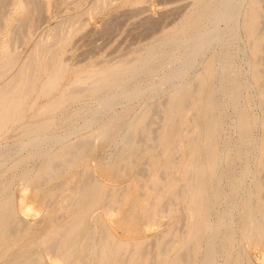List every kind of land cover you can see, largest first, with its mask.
<instances>
[{
  "label": "bare ground",
  "instance_id": "6f19581e",
  "mask_svg": "<svg viewBox=\"0 0 264 264\" xmlns=\"http://www.w3.org/2000/svg\"><path fill=\"white\" fill-rule=\"evenodd\" d=\"M34 1L37 0H21L14 9L28 13ZM108 1L95 0L94 5L101 8ZM84 23L78 16H68L49 31V37L35 41L22 59L12 50L13 38L3 46L4 54L0 58V136L17 129L20 134L18 146L26 150L11 159L7 157L8 149L0 152V179L33 159L36 167L25 170L17 178L36 187L56 185L61 195L57 191L59 198L56 199V195L55 200L49 198L46 214L33 222L23 218L10 196L0 201V259L21 245L22 250L18 251L21 254L9 264H48L43 249L71 264H220V258H223L222 264H240L241 259L232 260L233 240L237 237L245 239L255 233L264 234L262 184L256 179L264 165V144L249 135L253 127L264 125V119L249 115L239 106L241 90L246 84L240 80L241 71L234 60L242 52L247 54L250 62L254 53L264 49V33L258 37L260 29L264 30V0H193L182 24L171 35L153 40L132 61L89 68L76 75L53 97L68 68V62L62 58L64 45ZM243 31L245 38L241 37ZM171 49L172 52L180 49V54L169 53ZM158 57H161L157 59L159 66L153 65L154 70H146L147 62ZM174 61L179 65L171 69ZM197 64L200 70L193 69ZM159 71H169L171 77L169 83L172 87L164 92L165 105L161 101L148 100L131 120L124 118L133 103L125 104L121 110L107 108L105 101L120 96L129 84L132 86L126 91L134 90L136 86L149 88ZM143 73L148 79L144 84L138 79ZM251 77L254 81L248 87L255 86L262 94L264 61L251 71ZM215 79H219L217 84L213 82ZM223 90L225 98H217L218 92ZM161 91L162 88H158L155 94L160 97ZM90 95L96 97L93 103H97V109L86 122L92 133L77 135L74 140V137L62 135L57 140V132H72V128L62 130L55 125L57 112L59 117L63 116L65 103ZM43 97L47 101L38 105ZM225 104L236 108L237 116L232 126L237 131V138L225 140L224 129L225 144L221 141L223 149L216 153L215 145L222 127L220 111ZM90 108L91 103L86 101L82 107L74 109L70 118ZM253 108H256L254 104ZM28 113L33 115L30 120L27 119ZM163 114L168 115V122L173 124L171 129L153 126L139 140L138 129L150 118L158 116L161 119ZM47 115L51 117L45 118ZM187 116L196 120L190 128L187 127ZM110 131L118 135L117 141L129 153L128 158L121 160L120 167L123 170L130 168L135 179L145 178L142 184L131 179L132 183L123 187H103L92 179L88 157L94 152V137L107 135ZM51 142L55 145H51L49 151L44 149L48 152L42 156L44 151L40 146ZM251 150L255 155L256 169L253 167L252 171L250 160L246 159L242 167L237 166L240 168L236 174L230 172L228 168L239 154L249 155ZM142 154H148L150 164L164 157L159 168L160 177L149 165L135 166ZM77 168L81 174L74 176L75 170L79 171ZM14 178L3 183L0 181V191L9 188L16 180ZM61 178L64 181H60ZM248 179L253 187H246ZM225 182L230 184L229 193L221 191ZM229 197L235 198L229 199L230 204L220 209L221 200L227 201ZM127 206L131 212L138 211L145 220L154 221L162 216L171 219L180 209L184 216L178 225L172 223L151 239L125 242L109 231L103 222V214L116 211L122 215ZM97 207L102 210L90 216ZM214 211L216 215L211 219L210 213L214 214ZM236 215H240L239 227ZM58 219L64 222L55 223ZM237 231L240 232L238 236Z\"/></svg>",
  "mask_w": 264,
  "mask_h": 264
},
{
  "label": "rangeland",
  "instance_id": "374dc122",
  "mask_svg": "<svg viewBox=\"0 0 264 264\" xmlns=\"http://www.w3.org/2000/svg\"><path fill=\"white\" fill-rule=\"evenodd\" d=\"M2 1L3 3H0L1 4L0 14H2L0 16L1 17L0 22L3 21L1 22L3 25H0V28H1L0 29V58L4 54V52L2 51L3 46L6 44L7 41L11 40L12 38L14 39V43L12 44V50H14L15 52H18L19 54L18 58L22 59L26 56V54L28 53L29 49L32 47L35 41L41 38L44 39V38L49 37L50 36L49 31H51V29L54 28V26L56 27V25L59 22L66 19L68 16H78L79 18L82 19L83 22L85 21L83 26H81L64 45L62 58L66 60V62H68V68H67L66 73L64 74V77L62 79L60 86L58 87L56 91H54L53 93L54 95L52 94V96L54 97L56 96L59 89L60 90L63 89L68 83H70L73 80V78L76 75L81 74L82 72L88 70L89 68H92V67L99 68L106 64H115L121 61H132L138 54L142 53V51L145 50L147 45H149L153 40L164 38L166 36L171 35L174 32V30L182 24L183 18L185 14L187 13V11L191 8L193 0H109L108 3L101 8L94 5L95 0H42V1L37 0V1H34L35 4H32L33 8L31 7L32 9H30L31 13L30 12L25 13V11H15L14 9L15 6L21 0H10V1L0 0V2ZM38 2L39 3L41 2L40 4L42 6ZM36 3H38L39 6H41L40 7L41 10L37 12L36 10L39 8V6ZM35 5H37V7ZM5 9L7 10V12ZM3 10L6 13H3ZM29 13L32 14V16H30ZM29 18H31V21ZM76 23L77 21L75 22V24ZM220 25L223 26V23L221 22ZM21 27H23L24 30H22ZM13 30H16V31L18 30L17 32L19 33L17 34L16 31L15 33L19 36H17ZM25 30L26 32H24ZM191 31H192V28L188 30V33ZM263 33H264V30L261 28L260 35L258 37H262ZM18 37L20 39H18ZM241 37L245 38L244 31L242 32ZM240 46L242 47V43H240ZM169 53H172V54L175 53L174 55H179L180 49H173V52L171 49V51L169 50ZM246 55H244V53L242 52H239L234 60V63L236 67L238 68L239 72L241 71L239 73L240 80L246 84V86L242 87L243 91L241 90L242 94L239 100V104H240L239 106L245 108L249 115L251 116L253 115V117L255 116V118L259 117L258 118L259 120H263L264 119V88H263L262 94H260V91L257 87L255 86L248 87V84L249 83L251 84L254 81V78L251 77V71L257 65L261 64L264 61V49H261L260 51L254 53L250 62L247 61L249 57ZM159 58L161 57L156 58L154 60L155 62L153 61L154 58H151L147 62L146 70H150V71L154 70L155 66L153 68V65H156V67L159 66L157 62V59L159 60ZM178 65H179V62L174 61L172 63L171 69L177 68ZM195 66L196 67H194L193 69L196 68L197 70H200L199 68L200 66L198 64ZM242 66H244L243 69L241 68ZM249 67H250V70L248 69ZM196 71L193 70V72H196ZM163 72H164V75H163ZM244 72L246 73V75ZM162 75L166 77H163ZM139 76L140 77H138V79L140 78L139 79L140 83H143V82L146 83L148 81V79L146 80L147 78L146 74L143 73V74H140ZM170 78L171 77L169 75V71H159L157 75L153 78L154 82L153 81L151 82L152 85L149 86V88H144L143 86H140V87L136 86V87H133L134 90L130 89L129 91H126L129 89V87L131 88L132 86L131 84H129L130 86L128 85L124 89V91L120 94V96H117L108 101H105L106 106L108 109L121 110L125 104L133 103L132 107L130 108V110L128 111L127 115L124 118V120H129L130 118H135L136 111L138 112L139 107L143 105L144 103L148 102V100L153 101V102L161 101V103L165 105L166 100H165L164 94L168 92L170 88L172 87L170 86V83H169L171 82ZM213 82L217 84L219 82V79H215L213 80ZM158 88H162L161 93H159L160 97H158L159 95L155 94ZM250 88H252L254 91ZM217 95H216L217 98L224 99L225 91L224 90L220 91L218 92ZM251 95L253 96V99ZM46 101H47L46 98L43 97L39 99L38 105H42ZM86 101L91 103L92 108L88 109L87 111L82 110L76 116L70 118L74 109L78 106L82 107L86 103ZM93 102H96V97L90 95L80 100H77L75 102H67L63 105L64 115L59 117L60 114L57 112V114L54 117L55 118L54 122H55V125L56 126L58 125V127H60V129L62 130H65L67 128H72L71 129L72 132L70 131L57 132L56 133L57 140L61 139L62 135L63 137L64 136L66 137L68 136L69 138L74 137L72 139L74 140L76 139L75 136L77 135L80 136V135L92 133L91 130H88L86 122L94 114L95 110L97 109V103L94 104ZM253 104L256 108H253ZM227 105L229 104H225L226 107L223 105L220 111L222 115V127L220 129L219 136L217 137V142L215 145L216 153H219V151L223 149V146H224L223 143L225 144V141L223 140L225 136V132H226V136L224 138L225 140L231 137V139L233 138V141H234L237 138V131H235L232 126V121L237 116L236 111H234L236 110V108L232 107L231 105H229L228 107ZM66 107L68 108L66 109ZM227 114L228 115L230 114V115L228 116ZM32 116L33 115L31 113H28L27 119L28 120L32 119ZM160 116H161V119L158 116L150 118L147 121V123H145L144 126L138 129L137 138L139 140L140 138L142 139V137L153 126L154 127L167 126V129H171L173 124L168 122L169 120L168 115L163 114ZM230 116H232L233 118ZM49 117H51V115L45 116V118H49ZM227 117L229 119H227ZM228 120H230L231 122H229ZM195 122H196L195 119H192V117L187 116L186 123H187L188 128L194 125ZM224 124L226 126H224ZM253 128H252L253 130L252 129L250 130L249 135L251 137H254L255 139L257 137L256 139L257 142L264 144V125L253 127ZM118 129H121V128L118 127ZM224 129H225V132H224ZM229 130H230V133H227L229 132ZM18 132L19 131L17 129H14L0 136V152L8 149L7 152L9 151L8 152L9 154L7 153V157L9 159L15 157L17 154H19V152L21 153L22 151L26 150V149H20V147L18 146L17 140L20 137V134ZM233 132L235 133L233 134ZM113 135H114V138H113ZM234 135L235 137H232ZM117 137L118 135L117 134L115 135L114 131H110L108 132L107 135H104V136L94 137V147H95L93 149L94 152H92V154H90L88 157L89 169L90 171H92L90 172L91 177H93L92 179L94 181H97V183H99V185L103 187L119 188L129 183H132V181L133 182L138 181V183L142 184L145 178L135 179L133 177V174L130 168H125L123 170V168L120 167L122 164L121 160L128 158L129 153H127V150L123 149L122 143L120 144L117 141ZM221 141H223V143H221ZM221 144L222 146H220ZM51 145L54 146L55 143L53 142L44 143L40 146L41 150L44 151V153L41 154L42 156L49 151L48 148L50 149L52 147ZM44 149L48 151L46 152ZM251 152H249V155H246V153L244 152L240 153L239 158L237 157L234 160L235 163L233 162L228 168L229 171L230 172L233 171L232 173L236 174L239 171V168L243 166L246 159L250 160V168L252 171H254L256 169V162L254 159L255 155L252 150ZM164 161L165 159L164 157H162L156 163L150 164L148 154H142L137 158V163L135 166L149 165L151 170L153 172H156L158 176L160 177L162 174L159 168L163 164ZM222 164H225V162ZM233 164H235L236 166L235 165L233 166ZM239 164H240V167H237L239 166ZM34 166L35 165L33 163V159H31V161H28L27 163L22 164L21 166L16 168L15 169L16 171L13 170L9 173L8 172L5 173L0 179V181L3 183L8 178L15 177L14 179L16 180H14L11 183L10 185L11 187L9 186L10 189L7 188L6 190L0 191V201H2L5 197L10 196L12 198L14 205H16L17 209L19 210V212L20 213L22 212L21 215L23 216V218L31 222L41 218L42 216L46 214L47 211L45 209H47L49 198L50 199L52 198V200H55V198L57 199L60 197L59 195H61V190L60 188L58 189L56 185H53V186L52 185L51 186L41 185V186L36 187L33 184H28L22 179L17 178V176L19 177L25 170L33 168ZM253 167H254V170H253ZM79 174H81V170L79 171L75 170L74 176L79 175ZM263 174H264V165L256 176L257 181H259L262 184V199L264 201V175ZM174 177L178 178V175H174ZM62 178L60 181L63 180ZM131 179L133 180L131 181ZM245 185L246 187H253L252 181H250L249 179L245 182ZM221 191L223 193H229L230 184L228 182H225V184L223 183L221 185ZM56 193H58L59 195L57 196ZM54 195H56L55 198H53ZM234 198L235 197H232L233 200ZM229 199L231 198L230 197L227 198L228 202L226 201V199L221 200L220 209L224 208L225 205L230 204V201L232 199L231 200ZM174 207L177 208L176 206ZM101 210H102V207H97L90 214V216H93L94 214L98 213ZM214 212H215L214 214L213 212L210 213L211 219H214L216 215V211ZM121 214L122 215H120L116 211L107 212L103 214V222L106 224L109 231L117 239L121 241H125V242L151 239L158 232L166 229L172 223L178 225L182 221V218L184 216L183 215L184 212L180 209L176 213V215L172 217L171 219L168 216H162L161 218L157 217V219L154 221L150 219L145 220L144 218L140 216V213L138 211L131 212V209L129 208V206L125 207ZM90 216L88 217V219H90ZM239 216L240 215L235 216V219L237 220L236 225L238 227L240 226ZM63 222L64 220L62 219H58L57 221H55V223L57 224L63 223ZM238 231L236 233V236H238V234L240 233ZM254 235H251L250 237L245 238V239L237 237L235 240H233V249H232V260L233 261L236 259H241L243 262L241 261L240 264H243V263L244 264H264V234L257 235L255 233ZM20 246L21 245H18L14 249H12L11 252H9L6 255L7 259L6 257H4L6 260L4 258H2L4 261L0 259V264L12 263L21 254V252L18 253V251L22 250L21 249L22 246L21 247ZM235 248H236V252H235ZM26 249L28 250L29 248H26ZM42 252L48 264H71V263H64L60 261L57 255L52 254L45 249H43ZM218 261H219L218 263L222 264L223 258H220Z\"/></svg>",
  "mask_w": 264,
  "mask_h": 264
}]
</instances>
